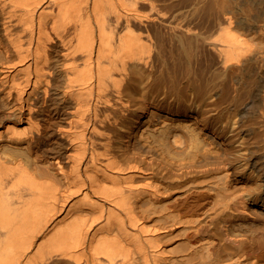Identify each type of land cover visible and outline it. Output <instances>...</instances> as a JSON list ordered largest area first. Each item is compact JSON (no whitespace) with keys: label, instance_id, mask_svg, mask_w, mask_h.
<instances>
[{"label":"bare ground","instance_id":"obj_1","mask_svg":"<svg viewBox=\"0 0 264 264\" xmlns=\"http://www.w3.org/2000/svg\"><path fill=\"white\" fill-rule=\"evenodd\" d=\"M0 264H264V0H0Z\"/></svg>","mask_w":264,"mask_h":264}]
</instances>
